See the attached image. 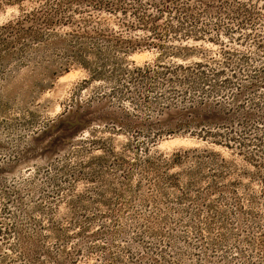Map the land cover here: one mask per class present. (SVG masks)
I'll return each mask as SVG.
<instances>
[{
	"label": "rangeland",
	"instance_id": "1",
	"mask_svg": "<svg viewBox=\"0 0 264 264\" xmlns=\"http://www.w3.org/2000/svg\"><path fill=\"white\" fill-rule=\"evenodd\" d=\"M0 264H264V0H0Z\"/></svg>",
	"mask_w": 264,
	"mask_h": 264
}]
</instances>
